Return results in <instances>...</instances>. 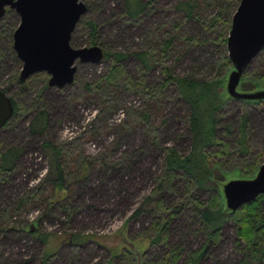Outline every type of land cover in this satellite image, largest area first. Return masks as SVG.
<instances>
[{
    "label": "rangeland",
    "instance_id": "rangeland-1",
    "mask_svg": "<svg viewBox=\"0 0 264 264\" xmlns=\"http://www.w3.org/2000/svg\"><path fill=\"white\" fill-rule=\"evenodd\" d=\"M82 1L88 8L80 19L97 24L95 43H90L88 28L77 25L79 20L70 45L74 48L98 45L110 54L125 53L121 63L127 77L137 80L143 73L148 87H157L162 79V62L179 76L208 79L217 75L222 54L218 39L227 36L237 3L232 6V0H152L137 18H131L125 14L123 0ZM183 2L190 3L191 15L183 9ZM18 23L19 16L14 10H8L0 18V88L25 106L0 128V153L10 147L21 148L13 169L0 178V264H39L48 245L28 232V225L33 222L40 232L50 235V245L63 230L95 233L108 246L116 245L125 234L143 237L152 218L148 212L134 216L124 234L120 226L135 209L149 206L145 198L164 169L166 148L174 147L183 155L189 153L187 104L172 84L156 94L152 90L154 98L144 93L140 85H129L125 77L118 79L117 86L100 90L97 84L107 74L112 57L102 58L99 63L76 62L73 82L60 88L43 86L45 72L34 74L25 87H20L14 77L20 72L21 61L12 48V34ZM170 37L173 40L163 51L162 43ZM146 51L152 58L149 69L141 68L134 55ZM259 71L264 72V50L251 60L243 75L254 78ZM39 109L45 110L47 123L43 131L33 132L29 129L31 120ZM243 114L248 122L246 144L252 151L263 150L264 100L247 104L232 98L225 103L218 111L221 117L218 135L224 137V127L229 124L236 140ZM45 140L64 148L62 160L67 163L69 182L77 175L82 158L95 160L86 181L73 185L68 204L76 213L67 224L60 207L48 208L52 184L48 181L51 166L43 146ZM121 156L130 160L127 167L105 171L104 159L118 162ZM237 158L246 161L250 157L239 151L235 164ZM184 182V177L176 182L179 189ZM195 193L205 201L211 192L195 189ZM178 195L166 193V204L177 202ZM190 222L188 216L176 219L170 241L186 235L185 247L196 249L202 236L190 229ZM234 229V223L227 220L219 242L199 264L239 261L241 252L235 245ZM151 247L159 257L166 249L161 243ZM109 256L104 245L88 241L79 247L63 244L50 262L103 264Z\"/></svg>",
    "mask_w": 264,
    "mask_h": 264
},
{
    "label": "trees",
    "instance_id": "trees-1",
    "mask_svg": "<svg viewBox=\"0 0 264 264\" xmlns=\"http://www.w3.org/2000/svg\"><path fill=\"white\" fill-rule=\"evenodd\" d=\"M123 1L125 14L131 18H137L152 0ZM232 1V6L239 2V0ZM185 3L183 2L185 5L183 9L187 15H191V5L189 2ZM86 7L88 8V5ZM8 10L10 9L7 8L6 12ZM80 24L88 28L91 38L90 43L94 44L97 24L92 20L83 18L80 19L77 25ZM226 37L223 36L218 39L222 46V54L217 75L208 79L194 78L190 75L179 76L173 73L170 66L162 62V79L156 85L157 87L146 86L143 73L137 80L127 77L121 63L126 57L125 53L114 52L110 54L107 51H103V59L109 57H112V59L107 74L97 84L100 90L117 86L118 79L120 80L122 77H125L129 85L132 84L137 87L138 84L143 87L144 93H149L151 98H154L153 96L156 92L161 91L168 84L175 86L177 93L188 106V129L191 138V149L189 153L183 155L174 147L166 148L164 169H162L160 177H156L154 186L145 198V201L149 202V206H141L135 209L122 222L120 227L124 234L130 220L134 216L148 212L152 218L144 231L143 237L141 235L129 237L125 234L126 237L116 245L108 246L99 240L95 233L63 230L58 236H55L57 240L50 245V235L40 232L33 222L28 225V232L48 245L43 251L39 264H51V259L57 254L58 249L63 244L79 247L88 241L104 245L109 250L110 256L103 264H180V262L181 264H199L204 256L210 252L211 248L219 242L221 229L227 220L234 223L235 245L241 252V258L234 264H264V193L259 194L254 200L243 204L232 212L226 208L221 191L223 183L229 179L252 177L259 167V163L264 159V149L252 151L246 144L247 115L243 114L239 119L240 123L237 125L236 140L233 127L229 124L224 127L226 131L224 137L217 133L221 119L218 111L225 103L232 100L225 90L227 73L232 67L227 57ZM187 39L193 41L192 38ZM172 40V37H170L163 41V51H167ZM10 52L13 53L11 47ZM134 55L139 60L141 68H150L152 58L148 51L136 52ZM222 71H224V74H222ZM257 74L258 76L254 78L242 75L238 89L247 92L264 89V72L259 71ZM42 75L44 76L43 86L46 87L48 77L46 74ZM14 78L18 80V76ZM25 83H27V80L19 84V86L25 87ZM0 89L6 92V89ZM152 90H155V94ZM9 97L13 104V113L9 118L10 120L18 111L21 112V109L25 108V106L17 103L12 96L9 95ZM242 101L247 104H255L261 100ZM144 117L147 119L148 115ZM9 120L4 126L8 124ZM46 123L47 114L45 110L39 109L32 118L29 129L33 132L43 131ZM237 144L238 148H236ZM43 146L47 149L51 166L48 181L52 184V188L48 196V208L60 207L66 214L65 222L67 224L72 220L74 213H76V210L68 204V197L71 196L73 185L79 181H86L88 172L91 165L95 164V160L88 161L82 158L77 168V175L69 182L67 163L62 160V155L64 154L62 145L45 140ZM20 151V147H10L0 153V178L2 174L8 173L13 169ZM239 151L250 158L246 161L237 158L238 163L235 164V154ZM104 160L105 171L108 169L117 170L125 165L127 167L130 163V160L126 161V156H121L118 162H109L107 158ZM183 177L185 182L183 183V188L179 189L176 182ZM195 189H197V192L206 191L211 193L207 200L203 201L195 193ZM168 192L180 194L177 202H173L171 205L166 204L164 195ZM187 216L191 220L189 223L190 229L202 236V241L196 249L185 247V231H183L184 236L175 241H170V231L175 220L186 218ZM159 243L166 248L160 257L155 256L151 250V246Z\"/></svg>",
    "mask_w": 264,
    "mask_h": 264
},
{
    "label": "water",
    "instance_id": "water-1",
    "mask_svg": "<svg viewBox=\"0 0 264 264\" xmlns=\"http://www.w3.org/2000/svg\"><path fill=\"white\" fill-rule=\"evenodd\" d=\"M14 10L19 23L12 34V48L21 61L18 84L39 72L48 75L49 87H63L74 80L79 63H99L103 58L98 45L74 48L71 34L86 12L82 0H0V18L6 9ZM231 69L225 90L230 98L264 100V89H238L243 72L251 60L264 50V0H239L226 37ZM13 113L9 95L0 89V128ZM225 206L235 211L264 193V161L249 178H232L223 183Z\"/></svg>",
    "mask_w": 264,
    "mask_h": 264
}]
</instances>
